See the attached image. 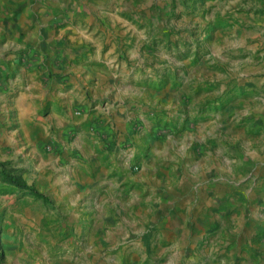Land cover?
<instances>
[{
	"label": "crops",
	"instance_id": "crops-1",
	"mask_svg": "<svg viewBox=\"0 0 264 264\" xmlns=\"http://www.w3.org/2000/svg\"><path fill=\"white\" fill-rule=\"evenodd\" d=\"M7 12L0 73L14 71L27 48L39 69L15 80L23 89L13 101L15 126L0 127V148H11L0 149V161L20 159L23 178L53 207L16 200L20 221L43 228L31 246L20 245L17 230L6 233L0 264H83L69 251L57 254L81 232L87 264L114 250L143 264L218 233L231 255L242 247L264 255V101L256 102L260 78L250 67L237 80L241 97L208 105L222 86L195 89L202 71L179 87L173 77L153 82L143 63L127 66L124 43L140 47L143 35L139 26H107V15L115 17L107 0H0V18ZM39 106L44 130L30 118ZM45 132L55 156L41 151ZM66 235L57 246L53 238Z\"/></svg>",
	"mask_w": 264,
	"mask_h": 264
},
{
	"label": "rangeland",
	"instance_id": "rangeland-1",
	"mask_svg": "<svg viewBox=\"0 0 264 264\" xmlns=\"http://www.w3.org/2000/svg\"><path fill=\"white\" fill-rule=\"evenodd\" d=\"M35 1L31 0L32 3ZM127 2L132 5L129 9L120 8L119 0L117 2L107 0V9L112 11L115 17L111 19L107 15L106 24L139 26L143 44L137 47L132 41L124 43L127 47L122 51V56L120 55L127 62V66L136 68L143 63L142 70L148 68L153 76V82L161 83L173 77L172 81L179 87L187 82L186 77L190 71H202L205 74L204 82L202 85L198 82L195 89L215 87L219 89L222 86V94H218L217 98L211 97L208 105L217 102L224 108L226 104L242 96V91L237 89V80L242 81L240 74L248 66L252 70V75L260 78L259 85L253 91L256 102L264 101V0H127ZM8 13L10 12L0 18V24L7 21ZM30 51V48L20 51L14 71L0 73V127L7 133H10L8 131L17 121L14 98L23 89V83L15 80L21 77L20 73L25 74L31 68L39 69V64H32L38 53L32 54ZM52 74L53 72L48 71L49 76ZM20 79L23 81V78ZM45 109L46 106H39L35 112H30V118L41 124L43 130ZM165 136L166 133H162V137ZM68 141H71V135ZM9 147L6 144L0 149L9 153L11 152ZM40 148L42 153L53 156L59 150L48 139L46 132ZM7 161H12L14 165L21 164L20 159ZM135 169L132 168L134 171ZM29 173L34 174V169H30ZM27 177L31 180V176ZM31 184L35 186L34 182ZM35 187L39 190L38 186ZM24 197L43 203L45 208L53 207L47 196L48 201H44L0 182V257L4 252L6 233L10 236L17 230L21 236L20 245H23L25 240L28 246H31L36 244L33 238L43 228L42 222L34 221L33 225L29 226L20 221L17 201ZM212 235L215 237V234ZM66 238L67 235L53 240L59 246L62 242L65 245ZM212 241L203 236L193 242L192 248L185 254L161 257L155 255V258H152L153 255H147L143 264H264V255L255 253L256 249L251 251L249 248L242 247L240 250L236 248L235 255H231L228 245L224 243L225 240L219 233L217 239L212 238ZM260 244L264 251V236ZM85 245L86 238L83 233L74 234L71 242L64 246L63 251L58 249L57 254L69 251L71 256L87 264V259L90 260L92 257L85 255ZM94 259L95 264L98 260L102 264L108 260L110 262L108 264H129L128 254L120 255L116 250L102 252L94 256Z\"/></svg>",
	"mask_w": 264,
	"mask_h": 264
},
{
	"label": "trees",
	"instance_id": "trees-1",
	"mask_svg": "<svg viewBox=\"0 0 264 264\" xmlns=\"http://www.w3.org/2000/svg\"><path fill=\"white\" fill-rule=\"evenodd\" d=\"M25 169L15 166L12 161H0V182L14 186L16 189L32 195L38 199L48 201L45 194L28 184L22 174Z\"/></svg>",
	"mask_w": 264,
	"mask_h": 264
}]
</instances>
